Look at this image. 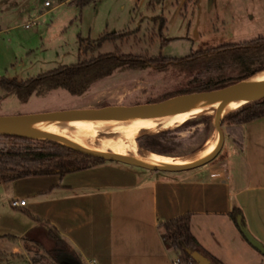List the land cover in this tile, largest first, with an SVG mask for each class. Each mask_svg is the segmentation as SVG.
I'll list each match as a JSON object with an SVG mask.
<instances>
[{"label": "rangeland", "instance_id": "rangeland-1", "mask_svg": "<svg viewBox=\"0 0 264 264\" xmlns=\"http://www.w3.org/2000/svg\"><path fill=\"white\" fill-rule=\"evenodd\" d=\"M44 1L0 0V75L26 80L59 64L76 62L78 34L91 39L104 32L119 34L115 40H105L94 54L132 52L179 59L207 47L264 36V0H90L84 5L69 0H49L45 5ZM248 53L255 56L237 60L227 54L209 62L187 64L177 60L163 67H124L96 79L79 94L61 87L39 90L32 83L21 91L0 86V114L160 100L178 91L188 92L189 87L203 81L241 75L264 65V51ZM163 129H171L163 138L167 152L144 148L141 135L132 132L122 135L132 146L117 141L116 147L130 152L138 147L137 156L146 152L171 157L175 162L188 159L216 133L212 117L209 120L200 114L184 115L181 121ZM105 132H97L92 139L106 140L115 135ZM224 132L219 153L199 166L206 168L238 150ZM235 161L233 158L231 162ZM42 233L40 229L33 232L39 234L42 248L36 246L30 260L57 264L47 248L52 241L44 240ZM261 261L264 263V259ZM29 263L25 256L0 254V264Z\"/></svg>", "mask_w": 264, "mask_h": 264}, {"label": "crops", "instance_id": "crops-1", "mask_svg": "<svg viewBox=\"0 0 264 264\" xmlns=\"http://www.w3.org/2000/svg\"><path fill=\"white\" fill-rule=\"evenodd\" d=\"M229 136L238 150L206 168L173 174L105 159L62 175L0 182V254L38 264L30 260L42 248L33 232L52 241V229L77 254H61L57 264L60 257L62 264H186L176 262L161 224L189 212L192 232L211 254L226 264H264L238 222L264 244V115ZM13 197L25 204L12 205Z\"/></svg>", "mask_w": 264, "mask_h": 264}, {"label": "trees", "instance_id": "trees-1", "mask_svg": "<svg viewBox=\"0 0 264 264\" xmlns=\"http://www.w3.org/2000/svg\"><path fill=\"white\" fill-rule=\"evenodd\" d=\"M69 1L84 5L90 0ZM117 38H119V34L115 31L104 32L95 39L83 37L78 34V60L76 62L59 64L53 69L26 80H18L0 75V86L7 91H21L27 83H32L39 90H50L61 87L67 89L72 94H79L85 91L96 79L109 75L116 69L124 67H163L177 60L187 64L204 61L209 62L227 56V54H232V57L241 60L255 56L254 54L249 55L248 52L255 50H260V52L264 51V36H260L240 43H226L200 49L182 59L161 54L150 55L148 53L132 52L109 51L94 54L105 40H115ZM205 55L207 57H204ZM261 69H264V65L241 75L206 80L189 87L186 91L220 87ZM176 93H179V91L173 94ZM170 95L172 94L167 96ZM262 115H264V97L248 102L227 114L222 121V126L224 125V129L228 135H234L237 134L241 123ZM202 116L209 120L211 119L209 115ZM170 131L171 129H161L155 132L141 134L144 140L142 146L159 153L167 152L168 150L164 148L165 143L163 138ZM236 141L239 142L237 137ZM103 160L105 158L87 154L51 139H34L0 134V182L29 175L49 173H59L62 175L69 171L89 167ZM239 211V208L234 207L231 215L235 217V214ZM161 225L163 227V240L167 247L176 251L179 262L188 264L189 259L195 261L191 256V251L198 250L210 260V264H226L203 248L190 228L189 212L165 220ZM50 231L55 247L48 249V252L55 258L61 254L72 255L76 258L77 254L68 242L54 230L51 229Z\"/></svg>", "mask_w": 264, "mask_h": 264}, {"label": "water", "instance_id": "water-1", "mask_svg": "<svg viewBox=\"0 0 264 264\" xmlns=\"http://www.w3.org/2000/svg\"><path fill=\"white\" fill-rule=\"evenodd\" d=\"M262 97H264V69L220 87L176 93L160 100L132 104L62 108L30 113L0 114V134L34 139H51L87 154L152 170H185L202 165L219 153L225 137L222 121L227 114L248 102ZM166 111H175L176 114H200L212 117L218 136L215 144L205 156L166 163L148 158L131 157L122 153L100 152L77 145L78 138L106 121L117 122L129 117L147 115L155 117ZM78 117H83L84 120L74 131L62 132L52 126L60 119ZM238 222L246 239L264 254V244L251 233L245 224L240 220ZM191 256L199 264H210V260L198 250L191 251ZM62 260L63 257L58 258L60 264H62Z\"/></svg>", "mask_w": 264, "mask_h": 264}, {"label": "bare ground", "instance_id": "bare-ground-1", "mask_svg": "<svg viewBox=\"0 0 264 264\" xmlns=\"http://www.w3.org/2000/svg\"><path fill=\"white\" fill-rule=\"evenodd\" d=\"M231 96V95H230ZM184 115L188 114H176L175 111H166L155 117L147 116H136L129 117L115 123L111 121H106L103 124L89 130L80 138L77 139V145L80 147H88L100 152H113V153H122L131 157H139V158H148L151 160L161 161L170 163L172 162L171 157L162 158L159 155H146V152L143 154L137 153L138 147H133V151H120L116 147L117 141H123L129 146H132V143L123 139L122 135L125 133H136V135H141L145 132L160 130L172 125H175L179 121L182 120ZM83 117L78 118H68V119H60L53 123V128L62 131V132H70L74 131L78 128V126L83 122ZM106 131L109 133H114L115 135L111 136L108 139H98L94 141L92 137H94L97 132ZM217 131L210 138L207 145L202 147L200 150L193 153L188 159H197L205 156V154L213 147L217 140ZM139 150V149H138ZM136 155V156H132ZM184 158V157H183Z\"/></svg>", "mask_w": 264, "mask_h": 264}, {"label": "built area", "instance_id": "built-area-1", "mask_svg": "<svg viewBox=\"0 0 264 264\" xmlns=\"http://www.w3.org/2000/svg\"><path fill=\"white\" fill-rule=\"evenodd\" d=\"M49 0H45L44 4L45 5H49ZM28 22L25 24L26 26H28ZM10 203L14 206H18V205H24L25 204V198H19V197H13L10 200ZM176 262H179V257L176 258ZM188 264H197V261H193L192 259L188 260Z\"/></svg>", "mask_w": 264, "mask_h": 264}]
</instances>
